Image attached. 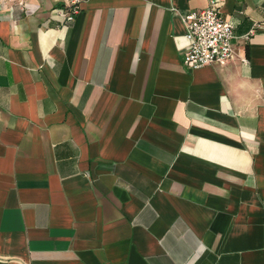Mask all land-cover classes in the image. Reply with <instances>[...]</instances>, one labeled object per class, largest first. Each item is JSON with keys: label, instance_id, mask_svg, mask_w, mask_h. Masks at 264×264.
Returning <instances> with one entry per match:
<instances>
[{"label": "crops", "instance_id": "0c3cea01", "mask_svg": "<svg viewBox=\"0 0 264 264\" xmlns=\"http://www.w3.org/2000/svg\"><path fill=\"white\" fill-rule=\"evenodd\" d=\"M70 1L0 0V264H264V0Z\"/></svg>", "mask_w": 264, "mask_h": 264}, {"label": "built area", "instance_id": "2783aa9c", "mask_svg": "<svg viewBox=\"0 0 264 264\" xmlns=\"http://www.w3.org/2000/svg\"><path fill=\"white\" fill-rule=\"evenodd\" d=\"M78 0H71L62 16L73 20L78 13ZM185 20L186 50L183 62L189 69L224 63L233 54L231 40L233 24L223 17L218 4L211 1L208 7L188 12Z\"/></svg>", "mask_w": 264, "mask_h": 264}]
</instances>
